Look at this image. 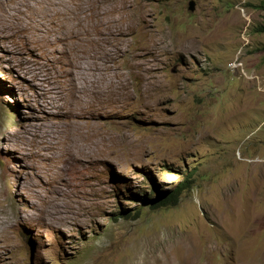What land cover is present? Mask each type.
Returning <instances> with one entry per match:
<instances>
[{
    "label": "rangeland",
    "instance_id": "1",
    "mask_svg": "<svg viewBox=\"0 0 264 264\" xmlns=\"http://www.w3.org/2000/svg\"><path fill=\"white\" fill-rule=\"evenodd\" d=\"M188 1L0 0V264H264V9Z\"/></svg>",
    "mask_w": 264,
    "mask_h": 264
},
{
    "label": "trees",
    "instance_id": "2",
    "mask_svg": "<svg viewBox=\"0 0 264 264\" xmlns=\"http://www.w3.org/2000/svg\"><path fill=\"white\" fill-rule=\"evenodd\" d=\"M260 6L264 9V0H260ZM191 172L184 174L180 181H177L175 186L169 190H159L155 188L152 190L154 197L150 195H142L139 197L140 202L147 204L150 209L166 208L168 206L176 205L180 199L181 194L189 189L193 184V178ZM122 214V213H120ZM125 216L136 217L140 214L139 209L136 210L135 214H130L129 210L125 211ZM117 217H114V219Z\"/></svg>",
    "mask_w": 264,
    "mask_h": 264
},
{
    "label": "water",
    "instance_id": "3",
    "mask_svg": "<svg viewBox=\"0 0 264 264\" xmlns=\"http://www.w3.org/2000/svg\"><path fill=\"white\" fill-rule=\"evenodd\" d=\"M187 8L189 11H193L195 9V3L193 0L188 1V7Z\"/></svg>",
    "mask_w": 264,
    "mask_h": 264
},
{
    "label": "bare ground",
    "instance_id": "4",
    "mask_svg": "<svg viewBox=\"0 0 264 264\" xmlns=\"http://www.w3.org/2000/svg\"><path fill=\"white\" fill-rule=\"evenodd\" d=\"M66 93V92H65ZM65 93H64V95H65ZM71 96V95H70ZM73 102H75V101H73ZM74 108V107H73ZM76 108V107H75ZM72 113V112H71ZM81 115V114H80ZM72 116V115H71ZM81 117V116H80ZM66 118V117H65ZM69 118V117H68ZM77 123V122H76ZM75 123V124H76ZM88 123V122H87ZM52 124V123H51ZM88 126V125H87ZM43 128V127H42ZM49 130V129H48ZM40 131H42V130H40ZM80 131V130H79ZM36 132H38V131H36ZM30 133H32L33 134V132H30ZM41 133V132H40ZM46 134V133H45ZM77 134V133H76ZM35 135V134H34ZM53 136V135H52Z\"/></svg>",
    "mask_w": 264,
    "mask_h": 264
}]
</instances>
